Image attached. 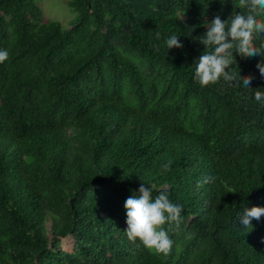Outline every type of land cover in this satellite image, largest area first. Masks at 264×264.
Instances as JSON below:
<instances>
[{"label":"trees","instance_id":"trees-1","mask_svg":"<svg viewBox=\"0 0 264 264\" xmlns=\"http://www.w3.org/2000/svg\"><path fill=\"white\" fill-rule=\"evenodd\" d=\"M40 2L0 0V264H264V216L241 223L264 207V49L234 53L249 88L194 78L239 0H67L66 24ZM141 183L183 206L167 256L125 233Z\"/></svg>","mask_w":264,"mask_h":264},{"label":"clouds","instance_id":"clouds-1","mask_svg":"<svg viewBox=\"0 0 264 264\" xmlns=\"http://www.w3.org/2000/svg\"><path fill=\"white\" fill-rule=\"evenodd\" d=\"M236 8L240 11H235ZM242 9H247V14H244ZM260 11H264V0H239L238 6H234L227 20H222L216 15L207 22L206 32L194 38L205 48L195 61L194 78L202 88L215 85L221 79L236 88L241 87V82L243 87H250L253 77L240 76L239 69L232 70L231 65L237 64L234 53L242 58L261 56V49H264V19L258 18L257 13ZM254 38L262 41L259 47L254 45ZM166 46L168 49L183 48L175 34L167 39ZM8 59L9 52L0 49V64ZM257 68L264 78V63H258ZM254 99L264 105V92L255 91ZM170 165L171 161L163 165L164 170L167 171ZM207 182L208 178H205L198 186ZM124 208L127 217L125 233L128 240L133 243L138 240L146 249L156 254L169 255L173 247L169 229L173 225L178 228L183 222V206L170 199L168 190L161 188L153 197V188L141 183L138 190H134L126 199ZM262 216L264 207L254 206L245 209L241 223L247 228L252 227L251 221H259Z\"/></svg>","mask_w":264,"mask_h":264},{"label":"rangeland","instance_id":"rangeland-1","mask_svg":"<svg viewBox=\"0 0 264 264\" xmlns=\"http://www.w3.org/2000/svg\"><path fill=\"white\" fill-rule=\"evenodd\" d=\"M40 3L44 13V20L57 19L66 24V22L73 16L67 0H41ZM74 242V238L68 236L63 239L62 245L66 250L72 251Z\"/></svg>","mask_w":264,"mask_h":264},{"label":"water","instance_id":"water-1","mask_svg":"<svg viewBox=\"0 0 264 264\" xmlns=\"http://www.w3.org/2000/svg\"><path fill=\"white\" fill-rule=\"evenodd\" d=\"M75 243V242H74ZM74 247V246H73Z\"/></svg>","mask_w":264,"mask_h":264}]
</instances>
